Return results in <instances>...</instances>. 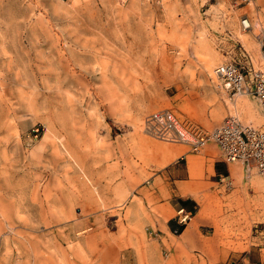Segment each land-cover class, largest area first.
<instances>
[{
  "label": "rangeland",
  "instance_id": "374dc122",
  "mask_svg": "<svg viewBox=\"0 0 264 264\" xmlns=\"http://www.w3.org/2000/svg\"><path fill=\"white\" fill-rule=\"evenodd\" d=\"M263 32L264 0H0V264H220L250 250L264 255V175L225 161L229 175L209 182L204 154L222 157L214 141L193 151L142 129L161 108L198 132L227 115L264 127L257 98L232 95L213 73L236 59V38L261 66ZM185 156L183 194L194 198L187 224L198 220L192 243H175L183 257H166L174 242L157 239L171 236L165 222L179 198L170 170Z\"/></svg>",
  "mask_w": 264,
  "mask_h": 264
},
{
  "label": "built area",
  "instance_id": "2783aa9c",
  "mask_svg": "<svg viewBox=\"0 0 264 264\" xmlns=\"http://www.w3.org/2000/svg\"><path fill=\"white\" fill-rule=\"evenodd\" d=\"M252 0H236L248 3ZM241 29L251 26L249 17L243 14L239 19ZM236 59L217 63L213 73L217 84L234 94H252L259 102L264 114V32L260 38L261 66H254L252 58L238 38L234 40ZM143 130L156 138L182 142L193 151H198L208 140L214 141L226 161L243 160L253 164L264 175V127L241 121L236 115L225 116L208 132H198L186 128L169 108L148 112L143 118ZM36 135L37 128H34ZM184 207L176 210L175 218L179 223L190 219ZM150 233L156 230L150 228Z\"/></svg>",
  "mask_w": 264,
  "mask_h": 264
},
{
  "label": "crops",
  "instance_id": "0c3cea01",
  "mask_svg": "<svg viewBox=\"0 0 264 264\" xmlns=\"http://www.w3.org/2000/svg\"><path fill=\"white\" fill-rule=\"evenodd\" d=\"M174 149L175 147H173V150ZM204 155L207 158V160H211V171L207 174V181L212 183L219 182V180L222 179V176L229 175V165L227 162H225L226 160H224L220 155H213V154H204ZM191 162L192 160L191 158H189V164H188L187 158L185 156V162L183 167L175 164L173 165L172 170H170L172 171L175 180H178V182H176L174 185L175 195L176 197L179 198V201L174 203V207L176 208V210L179 207H184L185 210L192 212V207H194L193 196L190 194H183V192L185 191L183 174H186L188 170V165H190ZM189 220L187 222H189ZM197 220L198 218L194 219L189 224H187V222L179 223L175 218V216H172L165 222V227L171 233V236L166 234V232L162 231L159 234V238L157 240L159 241L161 246H164L163 238L167 242L170 241L174 242V244H170V247L166 253V257H170V256H172L173 258L183 257V250L176 248L175 243L176 242L185 243V244L192 243L193 233L195 231L193 229L195 226L192 229L193 231H191L190 233L186 232V230L190 228L188 227V225L190 226V224H192L194 221L197 222ZM220 264H264V255L262 254L261 251L250 250L247 251L242 256L238 257L237 259H231L228 263L222 262Z\"/></svg>",
  "mask_w": 264,
  "mask_h": 264
},
{
  "label": "bare ground",
  "instance_id": "6f19581e",
  "mask_svg": "<svg viewBox=\"0 0 264 264\" xmlns=\"http://www.w3.org/2000/svg\"><path fill=\"white\" fill-rule=\"evenodd\" d=\"M239 104H240V107H241V109H242V112H244L245 114H246V116H248V117H252V111H251V106H250V104L247 102V99L246 98H242L241 100H239ZM137 129V128H136ZM143 129V128H142ZM139 131V130H138ZM135 139V141L137 142V143H139L140 144V146H142V147H146V143L143 141V139H142V137L140 136V134H139V132H136V137L134 138ZM154 146H156V148L158 149V150H160L161 151V149H164L165 147H167V146H164V148H163V145L161 146V145H154ZM85 172V171H84ZM86 177V176H85ZM86 180H87V178H86ZM94 180H95V178H94ZM88 181V180H87ZM99 181H93L92 182V186L94 187V189L95 190H97L95 187L96 186H98L97 184H100V183H98ZM91 184V183H90ZM100 190V189H99ZM102 191V190H101ZM100 191V192H101ZM196 219V218H195ZM196 221H194L192 224H190V228L189 229H187L186 230V232H191L192 231V229H193V227L195 226V223ZM141 229V228H140ZM113 264H116V261L115 262H113Z\"/></svg>",
  "mask_w": 264,
  "mask_h": 264
}]
</instances>
